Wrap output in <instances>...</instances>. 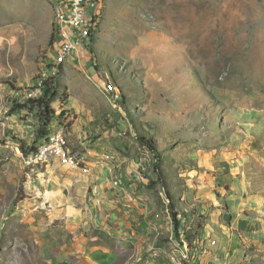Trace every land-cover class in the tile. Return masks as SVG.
<instances>
[{"label":"rangeland","instance_id":"374dc122","mask_svg":"<svg viewBox=\"0 0 264 264\" xmlns=\"http://www.w3.org/2000/svg\"><path fill=\"white\" fill-rule=\"evenodd\" d=\"M56 7L0 0V264H264V0H101L87 49L98 78L55 68ZM43 73L49 126L13 94ZM100 79L121 91L118 108L105 109ZM76 112L74 163L29 162L22 145ZM110 155L143 164L170 231L106 226L94 187Z\"/></svg>","mask_w":264,"mask_h":264},{"label":"crops","instance_id":"0c3cea01","mask_svg":"<svg viewBox=\"0 0 264 264\" xmlns=\"http://www.w3.org/2000/svg\"><path fill=\"white\" fill-rule=\"evenodd\" d=\"M53 1L59 4L64 11L69 8L71 3V0ZM100 11L101 0H87L88 17L92 18L96 15L98 16L100 15ZM87 49L88 47L86 45L77 48L65 62V68L71 69L77 67L85 71H90L91 74H93V77H97L94 66H92L91 63V55L88 53ZM97 85L103 87V90H105V83L102 79L99 81L97 80ZM103 93H105L103 104L105 103L107 106L105 109H107L110 106L111 99L106 90L105 92L103 91ZM76 114H78V112H76ZM83 122H85V118L80 122L73 121L69 135H71V132L79 129V124ZM84 135L86 137V133ZM102 144L106 146L105 141H103ZM104 152L106 151L104 150ZM115 156L116 159L112 161L108 160L109 162L105 163V166H98V174L95 179L96 185L94 187V196L97 205L96 207L98 213L104 219L106 226L112 227L117 233L129 235L135 234L139 231L143 233L153 232L156 234L170 231L173 228L170 219H168V229H164L162 224L163 211L161 208L163 205L159 194L157 195L154 192V189L149 188L144 184L140 186V182L143 181L140 176L141 170H144L145 168L143 167V164L128 163L123 157L119 155ZM114 179H120L125 183V187H116L113 183ZM130 196L133 197V200L130 199ZM177 216H179V214H177ZM165 217L167 218V214H165ZM196 243L197 239L192 242L193 245H196ZM148 264L157 263H155L154 260H151ZM159 264L182 263L177 259L173 260L171 257V260L165 259ZM192 264H196V262L194 261Z\"/></svg>","mask_w":264,"mask_h":264},{"label":"built area","instance_id":"2783aa9c","mask_svg":"<svg viewBox=\"0 0 264 264\" xmlns=\"http://www.w3.org/2000/svg\"><path fill=\"white\" fill-rule=\"evenodd\" d=\"M56 25L58 31V52L55 68L64 64L80 46L86 45L89 47L91 45L93 33L98 26V16L96 15L92 18L87 16V0H71L70 6L66 11L57 4ZM47 81H49L47 74L43 73L35 86L26 89H15L13 94L17 96L16 99H21L23 102L38 100L44 97L45 88H48L46 85ZM105 90L110 96L113 107L118 108L121 91L117 85L113 81L107 80L105 82ZM83 119V116L75 114L69 116L65 122L59 120L45 139L34 145L36 149L28 154L29 162L44 163L52 158L60 157L74 163L72 149L69 147V133L73 121L80 122ZM107 158L109 160L116 159L115 155L107 156ZM142 180L148 182L145 179ZM113 183L118 188L125 187V183L120 179H114ZM130 199L133 200V197L130 196Z\"/></svg>","mask_w":264,"mask_h":264},{"label":"trees","instance_id":"16d2710c","mask_svg":"<svg viewBox=\"0 0 264 264\" xmlns=\"http://www.w3.org/2000/svg\"><path fill=\"white\" fill-rule=\"evenodd\" d=\"M46 85L48 86L44 97L38 99V100H30L29 103L36 105L37 108L40 110V114L39 117L41 119V121H43L44 123H46V126H49L52 122V118L55 116V111L51 108L50 106V100H53L56 97V92H55V88L52 86L50 81L46 82ZM28 104H22V103H18V104H14L11 108V111H17L23 107H26ZM142 139H144L147 143H148V147L153 151L156 152V146L148 139L142 137ZM36 147L33 145L30 148H27L25 145H22V150L23 153L25 155H28L31 151L35 150ZM163 185L165 186V183L163 182ZM168 197L170 198V194L168 192H166ZM171 210V215L173 218V222L175 225V228L178 229L179 227V223H180V219L177 216V213L174 210V205L170 207Z\"/></svg>","mask_w":264,"mask_h":264},{"label":"bare ground","instance_id":"6f19581e","mask_svg":"<svg viewBox=\"0 0 264 264\" xmlns=\"http://www.w3.org/2000/svg\"><path fill=\"white\" fill-rule=\"evenodd\" d=\"M211 18V17H210ZM211 20H212V18H211ZM208 23V22H207ZM210 24V23H209ZM210 25H213V23L212 24H210ZM208 26V25H207ZM208 28V27H207ZM211 30H212V27H209L208 28V32L210 33L211 32ZM194 31V30H193Z\"/></svg>","mask_w":264,"mask_h":264}]
</instances>
